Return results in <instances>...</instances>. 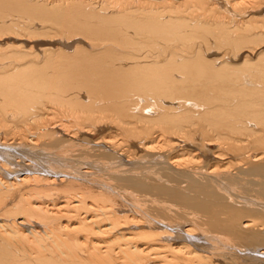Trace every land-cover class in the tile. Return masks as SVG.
I'll use <instances>...</instances> for the list:
<instances>
[{"label":"bare ground","instance_id":"obj_1","mask_svg":"<svg viewBox=\"0 0 264 264\" xmlns=\"http://www.w3.org/2000/svg\"><path fill=\"white\" fill-rule=\"evenodd\" d=\"M0 264H264V0H0Z\"/></svg>","mask_w":264,"mask_h":264},{"label":"rangeland","instance_id":"obj_2","mask_svg":"<svg viewBox=\"0 0 264 264\" xmlns=\"http://www.w3.org/2000/svg\"><path fill=\"white\" fill-rule=\"evenodd\" d=\"M213 50H214V48H213ZM224 50H225V49L222 50V53H227V51H224ZM222 53H221V54H222ZM107 136H108V134H107Z\"/></svg>","mask_w":264,"mask_h":264}]
</instances>
